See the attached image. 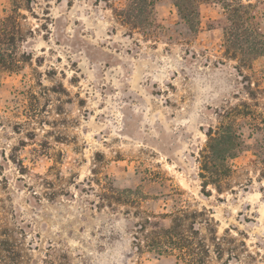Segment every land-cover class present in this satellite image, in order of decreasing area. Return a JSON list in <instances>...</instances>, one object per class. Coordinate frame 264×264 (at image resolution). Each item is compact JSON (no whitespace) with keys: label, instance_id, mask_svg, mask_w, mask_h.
<instances>
[{"label":"rangeland","instance_id":"obj_1","mask_svg":"<svg viewBox=\"0 0 264 264\" xmlns=\"http://www.w3.org/2000/svg\"><path fill=\"white\" fill-rule=\"evenodd\" d=\"M129 1L0 0V264H183L153 223L179 212L194 258L264 264L261 49L227 54L212 1L197 32Z\"/></svg>","mask_w":264,"mask_h":264},{"label":"trees","instance_id":"obj_2","mask_svg":"<svg viewBox=\"0 0 264 264\" xmlns=\"http://www.w3.org/2000/svg\"><path fill=\"white\" fill-rule=\"evenodd\" d=\"M210 1L221 5V19L228 21V24L224 26L227 54L234 52L232 53L233 56L237 57V51L240 50L242 52L244 46L248 45L251 46L250 49L252 51L261 49L259 54L264 56V34L255 25L256 16L253 13V3H244L243 0H178L175 2V5L179 10L181 18L186 21L193 32H197L200 26V6L205 2L210 3ZM154 4L155 0H130L121 9L115 7L114 12L125 24L136 26L140 21L150 23ZM211 22H215V20H211ZM12 38H16V33H12ZM261 116V113H256V117ZM262 123L264 124V120ZM255 152L258 163L261 166V175L264 177V133L262 134V140L257 142ZM158 216L159 214L149 215L146 218V222L152 224V217L158 218ZM182 217V212H179L173 218L174 224L168 227L159 226L157 221L153 222L160 230L159 244L162 248L173 244L170 247L179 251L181 258L184 259L183 264H205V260L202 259L203 257H199L198 259L194 258V256L197 254L199 256L208 254L209 249L202 240H200L199 243L201 244L197 248L198 245L195 244V238L184 235L180 229ZM187 255L194 256L187 258Z\"/></svg>","mask_w":264,"mask_h":264}]
</instances>
